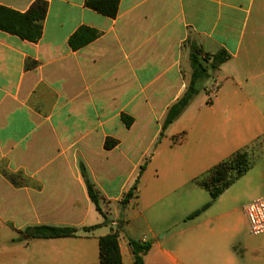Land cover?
<instances>
[{
	"label": "crops",
	"instance_id": "obj_1",
	"mask_svg": "<svg viewBox=\"0 0 264 264\" xmlns=\"http://www.w3.org/2000/svg\"><path fill=\"white\" fill-rule=\"evenodd\" d=\"M34 1L0 6L25 12ZM45 1L37 42L0 31V264H101L98 239L111 231L122 264L133 263L129 240L152 241L144 264H264V234L250 241L237 227L196 223L203 213L187 219L195 204L181 192L220 163H197L202 154L190 132L211 145L205 155L223 157L229 137L231 156L245 147L243 136L264 135V0H120L113 19L85 0ZM80 27L99 35L73 51L68 39ZM189 44L211 55L224 49L230 59L159 139L167 109L190 80ZM107 140L116 144L106 149ZM136 180L137 197L122 207ZM113 203L131 218L124 211L109 219ZM137 218L144 234L131 224ZM33 226L78 232L17 239Z\"/></svg>",
	"mask_w": 264,
	"mask_h": 264
},
{
	"label": "trees",
	"instance_id": "obj_2",
	"mask_svg": "<svg viewBox=\"0 0 264 264\" xmlns=\"http://www.w3.org/2000/svg\"><path fill=\"white\" fill-rule=\"evenodd\" d=\"M120 0H85V7L107 18H115L118 11ZM47 13V2L45 0H35L25 12L15 11L13 9L0 6V31L14 35L21 40L35 43L42 35L43 21ZM99 33L88 27H80L68 39V45L71 50L76 51L87 45L98 37ZM189 63L191 75L189 83L182 96L173 103L166 111L162 122L161 133L163 137L164 130L168 125L177 120L184 110L189 106L194 97L199 93V86L202 82L213 78L219 66L230 59V55L221 49L215 54L205 53L199 46L189 44ZM211 71V73H209ZM203 87V85H202ZM205 90V87H203ZM124 124L129 127L132 119L122 116ZM116 144V141L107 140L105 148L110 149ZM140 167V171L143 170ZM251 167L248 153L246 151H237L233 156L218 163L210 169L203 179H198L196 184L205 190L209 195V202L201 208L192 212L187 219H193L206 211L211 204L237 179ZM80 171L85 182L89 199L94 204L98 213L103 215L99 203L100 196L95 190L94 185L87 177L85 168L80 165ZM137 180L125 194L121 201V206L125 207L130 200L136 198ZM103 218L105 216L103 215ZM103 225H107L106 220ZM97 226L83 228V231L94 230ZM78 230L73 227H55V226H33L19 231L20 241L31 239H61L77 237ZM134 258L132 264H144L143 258L151 248L148 242L141 243L129 240ZM99 262L101 264H122L121 253L118 244L117 231H111L109 234L98 239Z\"/></svg>",
	"mask_w": 264,
	"mask_h": 264
},
{
	"label": "rangeland",
	"instance_id": "obj_3",
	"mask_svg": "<svg viewBox=\"0 0 264 264\" xmlns=\"http://www.w3.org/2000/svg\"><path fill=\"white\" fill-rule=\"evenodd\" d=\"M189 60V55H188ZM212 79V78H211ZM211 79L204 81L200 84L199 93L197 95H206L205 90L203 87H205L207 84L211 82ZM203 85V87H202ZM210 92V91H209ZM196 95V96H197ZM209 96H213L214 93H208ZM245 122H247L245 120ZM197 129L190 132V137L192 145L196 148L198 151V156L201 155V161L197 163H204L205 165H209L210 168L213 166V163H216L215 160H218L219 162L226 161L230 159L231 156L228 155L233 149L231 146H233L231 137L228 138L227 146L224 148L226 155L223 156H215L213 151L211 150L210 155L206 152V155L204 154L207 149L211 148V145L205 143L203 144L202 141H200L197 137ZM201 135H204L203 133ZM207 138V136L205 137ZM247 141L245 144V147H242L239 151H246L249 156L251 167L244 173L243 176H241L239 179H237L229 188H227L212 204L211 206L201 214L198 219L196 220V223L199 224H206L207 222H211V226L221 225L223 228H226L230 231L233 227H237V232H239L240 238L241 234L248 232V223L245 217L244 208L247 204H249L254 199L261 197L264 195V135H258L257 137H254L253 139L249 140L251 138V135H245L242 137ZM211 143H214V140L211 141ZM232 152V151H231ZM216 157V159H215ZM220 158V159H217ZM181 171V170H180ZM172 174V173H171ZM207 172L205 173H199L196 175L195 180L193 182L188 183L183 187L181 192H190L193 195V201H194V209L193 211L201 208L204 204L209 202V195L208 193L199 188V186L196 184V181L198 179H203L206 176ZM181 176V175H180ZM180 190V189H179ZM121 205V204H120ZM113 208L111 209V213L108 215L109 219L116 220L117 214L122 215L124 217V211H128L130 213L129 218H131L132 212L131 210H122L117 208V203H113ZM131 224L135 225L138 229V234H144V228H145V222L142 218H137L136 220H132ZM150 226L155 230V232L160 227L159 223L152 222L150 223ZM163 234V232L161 233ZM248 238V240L252 241L253 239H256L257 236H251ZM158 242L163 243L166 246V243H168L167 238L165 240L160 238V235L157 236ZM242 239V238H241ZM244 239V238H243ZM148 243H152V241H148ZM234 244V243H233Z\"/></svg>",
	"mask_w": 264,
	"mask_h": 264
},
{
	"label": "built area",
	"instance_id": "obj_4",
	"mask_svg": "<svg viewBox=\"0 0 264 264\" xmlns=\"http://www.w3.org/2000/svg\"><path fill=\"white\" fill-rule=\"evenodd\" d=\"M211 92H214V89ZM244 213L248 223L249 235L264 234V195L247 204Z\"/></svg>",
	"mask_w": 264,
	"mask_h": 264
},
{
	"label": "water",
	"instance_id": "obj_5",
	"mask_svg": "<svg viewBox=\"0 0 264 264\" xmlns=\"http://www.w3.org/2000/svg\"><path fill=\"white\" fill-rule=\"evenodd\" d=\"M209 73H211V71H209Z\"/></svg>",
	"mask_w": 264,
	"mask_h": 264
}]
</instances>
